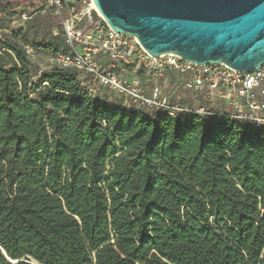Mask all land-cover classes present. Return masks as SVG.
<instances>
[{
    "label": "trees",
    "instance_id": "16d2710c",
    "mask_svg": "<svg viewBox=\"0 0 264 264\" xmlns=\"http://www.w3.org/2000/svg\"><path fill=\"white\" fill-rule=\"evenodd\" d=\"M18 37L0 38V264H264L263 127L139 115L74 68L34 80Z\"/></svg>",
    "mask_w": 264,
    "mask_h": 264
},
{
    "label": "built area",
    "instance_id": "2783aa9c",
    "mask_svg": "<svg viewBox=\"0 0 264 264\" xmlns=\"http://www.w3.org/2000/svg\"><path fill=\"white\" fill-rule=\"evenodd\" d=\"M36 1L52 10L67 47L49 54L47 66L37 73L51 67L74 68L93 98L111 91L124 108L139 115L161 109L176 120L190 114L226 116L264 128V63L253 72H241L222 63L189 62L174 53L152 57L134 36L116 33L102 16H92L89 7H80L85 0ZM24 48L35 60L36 50ZM170 73L180 75L185 88L205 94L211 104L189 105L168 98L158 81Z\"/></svg>",
    "mask_w": 264,
    "mask_h": 264
},
{
    "label": "water",
    "instance_id": "95a60500",
    "mask_svg": "<svg viewBox=\"0 0 264 264\" xmlns=\"http://www.w3.org/2000/svg\"><path fill=\"white\" fill-rule=\"evenodd\" d=\"M92 1L113 31L134 36L152 57L174 53L241 72L264 63V0Z\"/></svg>",
    "mask_w": 264,
    "mask_h": 264
},
{
    "label": "rangeland",
    "instance_id": "374dc122",
    "mask_svg": "<svg viewBox=\"0 0 264 264\" xmlns=\"http://www.w3.org/2000/svg\"><path fill=\"white\" fill-rule=\"evenodd\" d=\"M2 2L0 0V3ZM85 2L80 7H90V0H85ZM10 4L9 10L0 15V38H11L13 35L18 34V40L35 45L38 48L37 57L30 65V74L32 79L35 80L38 69L47 66L46 59L48 57L46 48L37 46L38 43H49L53 36H58V47L59 49L62 48L61 43L64 39L61 29L52 28L48 31L46 28L48 21L54 20L56 23L59 21L49 7L45 8L41 2L36 0H15ZM90 12L92 16L98 17L93 9ZM34 17L36 18L34 23H29L30 19ZM158 83L163 88V93L178 103L184 102L189 105H204L206 107L211 104L205 94H195L185 88L184 79L176 73L165 75L159 79ZM102 96L106 100L111 98L110 102L112 103L120 104V99L111 91H104Z\"/></svg>",
    "mask_w": 264,
    "mask_h": 264
},
{
    "label": "bare ground",
    "instance_id": "6f19581e",
    "mask_svg": "<svg viewBox=\"0 0 264 264\" xmlns=\"http://www.w3.org/2000/svg\"><path fill=\"white\" fill-rule=\"evenodd\" d=\"M90 7H89V9L92 11V9L99 15V16H102L100 13H99V11H98V9H97V7H96V5L94 4V2L92 1V0H90ZM103 17V16H102ZM104 18V17H103Z\"/></svg>",
    "mask_w": 264,
    "mask_h": 264
}]
</instances>
